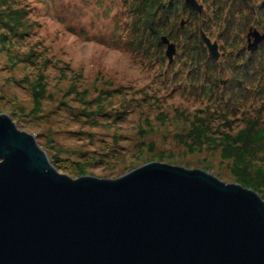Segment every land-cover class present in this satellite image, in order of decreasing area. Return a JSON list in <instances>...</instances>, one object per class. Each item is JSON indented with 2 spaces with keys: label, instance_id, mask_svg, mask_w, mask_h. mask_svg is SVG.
<instances>
[{
  "label": "water",
  "instance_id": "1",
  "mask_svg": "<svg viewBox=\"0 0 264 264\" xmlns=\"http://www.w3.org/2000/svg\"><path fill=\"white\" fill-rule=\"evenodd\" d=\"M199 37L217 61V43L201 29ZM263 39L250 29L247 51ZM160 42L170 64L175 44ZM0 264H264V201L200 169L158 162L114 179H72L0 115Z\"/></svg>",
  "mask_w": 264,
  "mask_h": 264
},
{
  "label": "rangeland",
  "instance_id": "2",
  "mask_svg": "<svg viewBox=\"0 0 264 264\" xmlns=\"http://www.w3.org/2000/svg\"><path fill=\"white\" fill-rule=\"evenodd\" d=\"M31 1L37 9L26 19L30 38L5 37L0 29V115L33 135L50 164L61 168L58 173L72 178L70 172L81 165L83 176L114 179L158 162L238 184L233 160L225 159L217 145L221 135L198 146L186 137L198 118L207 117L206 105L171 84L165 46L167 62L162 64L156 53L140 60L122 40L95 41L104 37L103 25L83 23L81 31L77 21H60L55 7L61 0ZM40 75L45 88L37 94L31 85ZM223 126L236 135L245 120L237 117Z\"/></svg>",
  "mask_w": 264,
  "mask_h": 264
},
{
  "label": "trees",
  "instance_id": "3",
  "mask_svg": "<svg viewBox=\"0 0 264 264\" xmlns=\"http://www.w3.org/2000/svg\"><path fill=\"white\" fill-rule=\"evenodd\" d=\"M34 9L37 8L31 0H0V29L5 31V37L30 38L31 26L26 19ZM243 10L252 17L253 11L262 14L264 7H243ZM55 11L60 21L67 24L77 21L81 31L83 23L103 25V41L100 38L95 41L109 45L114 44L111 42L114 38L122 40L140 60L156 53L163 64L166 60L160 37L164 35L174 43L176 54L166 67V72L172 74L171 84L176 82L182 91H189V98L206 105L203 111L207 117L198 118L200 121L192 124L186 137H191L193 145L198 146L204 139L221 135L217 145L223 147L225 159L233 160L238 184L264 200V58L240 47L236 36L229 34L232 30L229 25V31L221 35V59L213 61L198 34L205 26L198 22V14L185 0H61ZM180 20H184L182 27ZM32 53L34 58L36 53ZM26 61L29 59L25 58ZM223 78L225 81L220 84ZM44 82V76L40 75L37 83L31 85L32 92L44 91ZM97 94L101 99L107 98L101 92ZM237 117L245 120L244 129L236 135L225 133L229 129L223 125ZM215 123L219 125L214 128ZM55 163L51 162L56 170H61ZM83 171L78 165L70 174L75 179L83 176Z\"/></svg>",
  "mask_w": 264,
  "mask_h": 264
},
{
  "label": "flooded vegetation",
  "instance_id": "4",
  "mask_svg": "<svg viewBox=\"0 0 264 264\" xmlns=\"http://www.w3.org/2000/svg\"><path fill=\"white\" fill-rule=\"evenodd\" d=\"M196 2L202 6L200 14L190 6L198 14V22H202L205 26L204 31H202L206 37L211 42L215 41L217 43L219 52L218 60H220L223 53L221 35L229 31L228 25L232 29L229 31V34L236 36L235 40L240 47H247V33L250 29H255L261 35L264 34V11L259 15L253 11V16L250 17L249 13L243 10V7H250L251 9L252 7H264V0H196ZM219 6L223 8L221 9L222 12L219 10ZM227 6H235V9L234 7L233 9H229ZM241 18L245 22H241ZM240 25L242 26L238 27ZM245 27L246 33L243 31ZM250 41H253L252 37H250ZM248 52H253L256 56L264 58V39Z\"/></svg>",
  "mask_w": 264,
  "mask_h": 264
}]
</instances>
